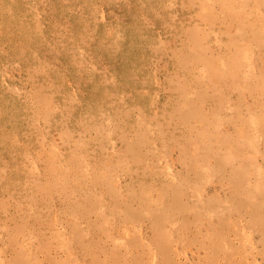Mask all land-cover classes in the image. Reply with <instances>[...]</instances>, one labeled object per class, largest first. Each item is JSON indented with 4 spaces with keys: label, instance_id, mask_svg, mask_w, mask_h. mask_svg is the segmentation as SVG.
Listing matches in <instances>:
<instances>
[{
    "label": "rangeland",
    "instance_id": "obj_1",
    "mask_svg": "<svg viewBox=\"0 0 264 264\" xmlns=\"http://www.w3.org/2000/svg\"><path fill=\"white\" fill-rule=\"evenodd\" d=\"M0 264H264V0H0Z\"/></svg>",
    "mask_w": 264,
    "mask_h": 264
}]
</instances>
